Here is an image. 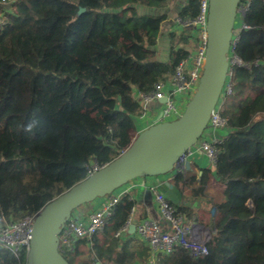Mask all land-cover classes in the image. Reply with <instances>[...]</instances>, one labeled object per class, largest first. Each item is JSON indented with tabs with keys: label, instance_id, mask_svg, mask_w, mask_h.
I'll return each mask as SVG.
<instances>
[{
	"label": "trees",
	"instance_id": "1",
	"mask_svg": "<svg viewBox=\"0 0 264 264\" xmlns=\"http://www.w3.org/2000/svg\"><path fill=\"white\" fill-rule=\"evenodd\" d=\"M167 0H17L4 10L0 31V225L34 217L47 204L127 150L139 134L137 93L172 79L190 51L189 26L170 32V55L154 47ZM200 0H189L179 19L190 22ZM84 9V12H80ZM234 50L243 66L220 99L227 136L215 167L179 169L171 183L198 198L219 188L208 222V255L178 247L155 264H264V0H241ZM238 20V19H237ZM238 23V22H237ZM184 199L185 196H184ZM187 200V199H186ZM170 204L177 217L203 223L185 202ZM136 203L125 195L104 230L60 250L69 264H147L149 249L115 234ZM0 264H25L0 247Z\"/></svg>",
	"mask_w": 264,
	"mask_h": 264
},
{
	"label": "water",
	"instance_id": "2",
	"mask_svg": "<svg viewBox=\"0 0 264 264\" xmlns=\"http://www.w3.org/2000/svg\"><path fill=\"white\" fill-rule=\"evenodd\" d=\"M240 2L209 0L204 70L182 116L143 130L118 158L38 212L34 216L26 264H69L60 251L59 235L82 205L110 195L138 178L174 175L179 169H191L187 155L208 128L227 81ZM166 185L171 187L169 182ZM130 230L134 232L135 226L131 225Z\"/></svg>",
	"mask_w": 264,
	"mask_h": 264
},
{
	"label": "built area",
	"instance_id": "3",
	"mask_svg": "<svg viewBox=\"0 0 264 264\" xmlns=\"http://www.w3.org/2000/svg\"><path fill=\"white\" fill-rule=\"evenodd\" d=\"M16 2L17 0H0V31L6 25L4 10H9ZM208 13L209 0H200L198 15L194 20L186 22V25L190 27V55L178 65L172 79L155 84L150 93L136 94V99L142 109V114L137 118L138 124H147V128H149L158 123L174 121L184 113L197 90L204 70L208 41ZM234 42L229 53V72L222 95L232 93L230 78L233 75V68L243 66L241 60L232 54ZM163 100L165 102H162ZM227 122V119L221 115V106L218 104L211 114L208 128L199 143L189 151L187 159H191L195 153L200 152L206 160L204 167L209 169L215 167L219 153L218 147L226 136L210 139L207 134L221 130L227 133ZM101 168L95 163L92 164L88 168L87 177ZM117 191L100 198L102 203L98 209L82 216H74L73 213L59 235L60 250H71L75 242L83 239L91 240L92 237L104 230L108 220L114 214L117 204L123 196L127 195L126 193L120 194ZM153 195L162 222L144 219L135 225V234L150 249L151 261L149 264H155L162 256L172 255L178 247L187 250L190 257L193 258L207 256V242L211 238L210 231L194 220L188 222L184 217H177L170 201L161 192L154 190ZM134 215L135 209H132L130 218L115 234L116 237L123 239L129 233ZM33 223L34 217H28L17 222L0 225V247L9 250L18 258L24 256L25 264L30 249Z\"/></svg>",
	"mask_w": 264,
	"mask_h": 264
},
{
	"label": "crops",
	"instance_id": "4",
	"mask_svg": "<svg viewBox=\"0 0 264 264\" xmlns=\"http://www.w3.org/2000/svg\"><path fill=\"white\" fill-rule=\"evenodd\" d=\"M189 0H167V6L165 9H154V8H146V7H139L138 11L140 14H148V15H167V20L164 22L162 26V30L159 35L158 44L154 47L156 51V59L160 62H166L169 59L170 55V40L168 38V34L170 32H177L178 34L181 33L185 27H187L186 22L182 23L179 19V13L181 9L187 4ZM190 34V28H189ZM190 49V43L187 47ZM137 119V124H138ZM148 126L147 124H138L137 130L138 132L143 131ZM227 136L226 131H212L207 134V137L212 139L213 137H225ZM191 164L196 165V172L198 176L202 175L201 169H209L204 167L206 164V160L204 159V155L200 152L195 153V155L189 159ZM214 168V167H213ZM213 168H211L213 170ZM173 178V174H167L165 176L159 177H147V178H138L127 185L118 189V193H126L131 195V198L136 203V213L133 218L132 225H136L138 222L144 219H153L159 222H162L161 215L159 213L158 207L154 201L153 191L157 190L161 192L170 202L176 205L189 204L195 211H204L206 208L210 207L208 203L209 200L207 199L206 192L201 197L192 198L191 197V189L186 190L185 193L180 192L172 183L171 180ZM166 182H169L170 186L166 185ZM185 198L187 199H184ZM211 198V195H210ZM102 203V199H96L95 201L82 205L76 211H74V216H82L86 215L87 213L94 211L100 207ZM214 214V211H212ZM199 215V213H198ZM201 220H205L203 216H201ZM203 228L209 230L208 225L206 223H198ZM133 238L143 244L145 247L149 249V247L137 237L135 231L125 235L123 238L124 241ZM151 261V253L149 249V258L148 263Z\"/></svg>",
	"mask_w": 264,
	"mask_h": 264
},
{
	"label": "rangeland",
	"instance_id": "5",
	"mask_svg": "<svg viewBox=\"0 0 264 264\" xmlns=\"http://www.w3.org/2000/svg\"><path fill=\"white\" fill-rule=\"evenodd\" d=\"M241 19V15L239 14L238 15V20L236 23V27H235V30H234V35L237 36L240 32V29H241V24H239V21ZM206 195L208 196L207 199L208 200H211L212 199V196L214 197L215 201H219L221 199V193H220V190L219 188H217V190H211L209 189V191L206 192ZM210 195H211V198H210ZM167 199V198H166ZM212 202V201H211ZM211 202H208L210 204V207L209 208H206V210L204 211H196L197 212V216H198V213L201 216L204 217L205 220H203L204 223L208 224V222H210V220L212 219L213 217V203Z\"/></svg>",
	"mask_w": 264,
	"mask_h": 264
}]
</instances>
